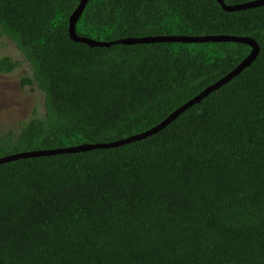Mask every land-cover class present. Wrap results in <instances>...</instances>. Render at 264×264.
I'll use <instances>...</instances> for the list:
<instances>
[{"label":"trees","instance_id":"obj_1","mask_svg":"<svg viewBox=\"0 0 264 264\" xmlns=\"http://www.w3.org/2000/svg\"><path fill=\"white\" fill-rule=\"evenodd\" d=\"M228 6L256 0H223ZM81 0H0V37L29 63L44 117L0 136V158L145 133L235 70L238 43L91 48ZM80 38L232 36L252 64L144 140L0 165V264H264V6L88 0ZM20 67L0 59V73Z\"/></svg>","mask_w":264,"mask_h":264},{"label":"water","instance_id":"obj_2","mask_svg":"<svg viewBox=\"0 0 264 264\" xmlns=\"http://www.w3.org/2000/svg\"><path fill=\"white\" fill-rule=\"evenodd\" d=\"M88 0H81L78 8L74 11L72 16L69 19V36L70 39L77 43L86 44L87 46L91 48H103V47H110L112 45H125V46H131V45H138V44H159V43H187V44H200V43H238V44H245L249 46L252 51L250 55L231 73H229L227 76L219 80L214 85L207 88L204 92L199 94L197 97L192 99L190 102L179 108L177 111L172 113L166 120H164L161 124L156 126L155 128L136 135L129 137L124 140H120L117 142H113L110 144H96V145H83L79 147L74 148H67V149H57V150H51V151H39V152H30V153H21L16 154L13 156L0 158V165H4L6 163L15 162L22 159H29V158H36V157H48V156H55L60 154H78L82 152H89L93 150H99V149H113L118 148L123 145L131 144L137 141L144 140L152 135L157 134L158 132L165 129L168 125H170L172 122H174L182 113H184L186 110L191 108L192 106L199 104L205 97L210 95L211 93L219 90L222 86L230 82L232 79L237 77L244 69L249 67L252 62L256 59V57L259 54V47L253 41L249 38H239V37H232V36H208V37H177V36H161V37H145V38H138V39H125V40H118L112 43H102V42H96L90 39L86 38H80L76 34V23L83 13ZM218 4L222 7V9L226 12H239V11H246L256 8H261L264 6V0H256L252 2H248L245 4H239L235 6H228L224 3L223 0H217Z\"/></svg>","mask_w":264,"mask_h":264},{"label":"rangeland","instance_id":"obj_3","mask_svg":"<svg viewBox=\"0 0 264 264\" xmlns=\"http://www.w3.org/2000/svg\"><path fill=\"white\" fill-rule=\"evenodd\" d=\"M10 57L20 67L13 73H0V136L18 132L21 124L33 116L44 117L45 95L36 86H25L22 79L32 76V70L16 44L0 37V59Z\"/></svg>","mask_w":264,"mask_h":264}]
</instances>
